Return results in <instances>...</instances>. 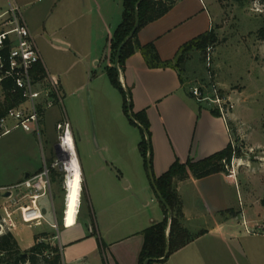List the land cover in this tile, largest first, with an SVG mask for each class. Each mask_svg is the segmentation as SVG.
Wrapping results in <instances>:
<instances>
[{
	"label": "crops",
	"instance_id": "crops-1",
	"mask_svg": "<svg viewBox=\"0 0 264 264\" xmlns=\"http://www.w3.org/2000/svg\"><path fill=\"white\" fill-rule=\"evenodd\" d=\"M34 1L0 0V16L10 4L28 12ZM122 14L120 10L112 14L108 9L102 18L106 39L97 43L93 54H89L93 64L98 65L104 56L108 67L109 39L120 24L118 19ZM106 15L111 22L112 19L116 22L111 24ZM212 28L213 17L204 0H176L164 17L147 25L138 35L141 45L153 44L160 59L173 66L150 69L142 54L136 52L127 59L124 72L120 71L123 87L131 91L134 112H145L150 123L154 180L163 176L176 160L182 164L188 160L202 161L232 143L228 122L212 113L214 108L210 103L190 97L181 84L182 71L191 55L183 63L184 67L176 64L180 48L209 33ZM29 29L36 45L37 41H44L43 33ZM67 42L63 44L65 48L73 44ZM41 59L47 76H50L42 55ZM201 79L205 80L206 75ZM46 81L47 78L42 80V87ZM54 81L58 83L59 94L64 86L61 80ZM191 82L190 79L188 85ZM73 143L76 153L75 139ZM128 144V140L118 138L110 142L105 140L91 153L84 146L82 157L76 153L88 212L83 210L81 202L75 225L67 228L63 220L60 224L64 228L60 226L55 236L59 243L54 246L59 248L63 264H138L144 231L163 221L164 213L139 148L135 155L132 146L127 152ZM53 160L50 156L49 163ZM41 169L35 167L16 183L2 184L0 189L15 186L25 176L38 174ZM174 188L182 201L184 226L196 239L173 254L166 264H264V230L256 221L245 234L233 231L232 223L239 221V217L232 218L230 213L237 215L241 207L239 191L229 171L203 179L192 175L177 179ZM236 201L239 207H235ZM200 232L204 233L198 236Z\"/></svg>",
	"mask_w": 264,
	"mask_h": 264
},
{
	"label": "rangeland",
	"instance_id": "rangeland-1",
	"mask_svg": "<svg viewBox=\"0 0 264 264\" xmlns=\"http://www.w3.org/2000/svg\"><path fill=\"white\" fill-rule=\"evenodd\" d=\"M58 1L35 0L30 11H22L31 30L40 31L44 36L42 43L36 41L50 76H46L45 85L43 83V87L37 89L44 93L54 91L52 80H61L64 89L51 99L52 106L44 112L40 135L34 133L32 125L0 135V185L16 183L35 167L42 168L45 158L49 163L50 156L52 159L58 157L54 148L62 133L56 128L58 123H68L76 153L81 157L83 146L91 153L97 144L117 138L128 140L127 152L132 146L136 155L139 148L141 130L131 125L124 114L123 97L107 77L104 56L98 65L93 64L89 56L97 43L105 38L102 18L108 9L112 14L119 10L122 13L124 0ZM204 2L212 14V29L216 35L213 83L220 84L218 90L233 104L227 122L237 154L227 171L235 179L241 207L237 215L230 213L232 218L239 217V221L232 223L233 231L245 234L248 228H253L255 221L264 230V39L260 36L264 26V5L259 1H251L244 7L233 0ZM106 17L111 24L116 22ZM67 41L73 44L65 48L63 44ZM190 55L184 68L192 81L188 91L196 87L209 94L211 83L202 54L195 51ZM204 75L206 79L202 80ZM63 162L61 156L56 172L58 176L67 177ZM61 177L51 183L53 203L50 194L39 201V207L46 211L47 224L41 227L25 225L19 215H15L17 229L12 234L22 258H27L23 255L34 246L35 237L40 236V243L53 248L59 243L55 238L57 231L50 225L57 222L61 226L63 220L68 180L61 181ZM4 197V194L0 195V209L5 205ZM81 202L87 213L88 203L83 194ZM235 207H239L238 201ZM41 260L38 264H42Z\"/></svg>",
	"mask_w": 264,
	"mask_h": 264
},
{
	"label": "trees",
	"instance_id": "trees-1",
	"mask_svg": "<svg viewBox=\"0 0 264 264\" xmlns=\"http://www.w3.org/2000/svg\"><path fill=\"white\" fill-rule=\"evenodd\" d=\"M140 0H124L123 14L120 25L116 28L109 39V51L111 63L106 68L107 77L114 89H116L123 97V110L131 125L139 127L141 130V141L139 143V151L144 160L146 170L152 171V147L150 123L145 112L135 113L133 109V101L131 91L125 90L118 71L115 69V60L118 48L129 36L135 26L136 15L139 17V25L122 50L119 71L124 72L125 63L134 53L140 52L150 69H161L173 66L170 62H163L153 44L141 45L138 35L147 25L164 17L175 5L176 0H143L138 8L136 5ZM238 6L244 7L251 1H259L264 5V0H233ZM260 36L264 39V26L260 31ZM216 35L213 29L193 41L185 44L180 48L176 56V64L180 66L186 62L192 52H200L203 57L205 66V53L208 47L215 46ZM47 73L42 63H38L33 71V77L36 81H42L46 78ZM184 76V77H183ZM182 86L187 89L188 95L192 97L188 91V82L190 78L182 71L180 78ZM14 103L9 99L5 105H0V118L6 114V111L13 107ZM132 115V119L129 117ZM212 113L220 116L219 112L214 109ZM237 152L230 144L225 150L212 155L202 161L193 162L188 160L182 164L178 160L170 167V169L160 178L155 179L158 192L167 203L171 218H168L167 209L160 203L164 213L162 222L151 226L144 231V244L139 255L138 264H145L147 260H152L150 264H166L170 257L192 243L196 237L191 235L184 226V213L182 201L174 188L175 180L188 178L190 175L197 179H203L208 176L227 172V167L231 164ZM51 164V162L49 163ZM58 176L57 172L52 171L51 178L55 182ZM85 198V189H82ZM168 232V233H167ZM204 232H200L202 235ZM45 236L42 235L41 237ZM40 236L35 237V244L27 252V258L21 257L18 243L11 232L0 235V264H38L42 259V264H63L62 256L59 248L51 247L44 243H40Z\"/></svg>",
	"mask_w": 264,
	"mask_h": 264
},
{
	"label": "built area",
	"instance_id": "built-area-1",
	"mask_svg": "<svg viewBox=\"0 0 264 264\" xmlns=\"http://www.w3.org/2000/svg\"><path fill=\"white\" fill-rule=\"evenodd\" d=\"M214 54V46L208 47L205 53V69L211 83V95L204 94L196 87L190 89V94L198 102L210 103L227 122L233 104L230 99L224 98L218 86L213 83ZM41 61L40 52L22 10L18 5L10 4L7 11L0 16V105H5L9 99L14 106L0 118V135L9 134L26 125H32L34 133L41 134L43 114L52 106L51 99L59 95L58 83L53 80L54 91L47 90L44 93L37 89L42 86V81L34 79L33 71ZM56 128L62 132L57 145L59 148L55 147L58 157L51 164L44 160V165L38 174L29 176L15 186L0 189V195L10 194L5 198V205L0 209V235L12 233L17 229L15 215H19L25 225L41 227L44 223L47 224L46 213L39 207V201L50 194L53 203L51 174L59 167L61 161L60 145L66 142L69 133L73 138L68 123H60ZM231 145L235 149L233 142ZM63 171L67 174L64 168ZM50 226L57 231V234L59 233L60 226L57 222Z\"/></svg>",
	"mask_w": 264,
	"mask_h": 264
},
{
	"label": "bare ground",
	"instance_id": "bare-ground-1",
	"mask_svg": "<svg viewBox=\"0 0 264 264\" xmlns=\"http://www.w3.org/2000/svg\"><path fill=\"white\" fill-rule=\"evenodd\" d=\"M60 153L64 159L63 168L67 172V201L65 212V226L71 228L75 225L82 198V175L79 169L72 136L68 135L64 144L60 145Z\"/></svg>",
	"mask_w": 264,
	"mask_h": 264
},
{
	"label": "water",
	"instance_id": "water-1",
	"mask_svg": "<svg viewBox=\"0 0 264 264\" xmlns=\"http://www.w3.org/2000/svg\"><path fill=\"white\" fill-rule=\"evenodd\" d=\"M143 0H140L137 5H136V9L138 8V6L140 5V3L142 2ZM139 25V17H138V14L136 15V22H135V26H134V29L132 30V32L129 34V36L124 40V42L120 45V47L118 48V51H117V55H116V60H115V69L118 71L119 75H120V71H119V63H120V57H121V53H122V50L124 49V47L126 46V44L130 41V39L133 37L136 29H137V26ZM185 64H183V67H184ZM129 117L130 119L133 120L132 118V115L131 113H129ZM57 148H59V146H57ZM149 173V178H150V182H151V185L153 187V190L158 198V201L167 209L168 211V218L170 219L171 218V211L167 205V203L165 202V200L163 199V197L160 195V193L158 192V189L156 187V184H155V180H154V177L152 175V171L149 170L148 171ZM28 178V175L25 176V179ZM67 177L65 176H62L61 177V181H65ZM66 182V181H65ZM65 188H66V184H65ZM9 193L6 195V197H9ZM65 206V205H64ZM46 213V212H44ZM65 213V212H64ZM64 227L61 226V229H63ZM27 254L23 255V257H26ZM22 257V256H21ZM152 260H147L145 262V264H150Z\"/></svg>",
	"mask_w": 264,
	"mask_h": 264
},
{
	"label": "flooded vegetation",
	"instance_id": "flooded-vegetation-1",
	"mask_svg": "<svg viewBox=\"0 0 264 264\" xmlns=\"http://www.w3.org/2000/svg\"><path fill=\"white\" fill-rule=\"evenodd\" d=\"M66 181V180H65Z\"/></svg>",
	"mask_w": 264,
	"mask_h": 264
}]
</instances>
